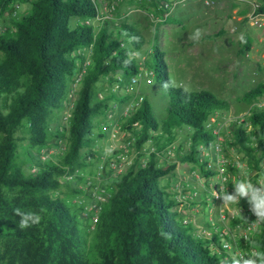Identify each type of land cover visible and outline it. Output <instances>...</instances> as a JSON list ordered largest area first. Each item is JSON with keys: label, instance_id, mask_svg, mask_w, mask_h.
Returning <instances> with one entry per match:
<instances>
[{"label": "trees", "instance_id": "1", "mask_svg": "<svg viewBox=\"0 0 264 264\" xmlns=\"http://www.w3.org/2000/svg\"><path fill=\"white\" fill-rule=\"evenodd\" d=\"M258 1V10L264 11V0ZM16 4H27L25 13L13 20L12 28L0 31V264H230L224 248L210 243H217V232L199 236L192 232L193 223L180 224L174 209L178 201L159 181L176 162L159 165L155 152L140 166L129 164L118 173L109 170L113 175L108 199L91 234L82 228L72 202L55 191L91 161V151L82 148L104 135L95 117L131 96L109 89L99 97L96 82L108 78L128 84L141 68L136 53L145 38L133 22L108 17L93 21L98 13L94 0H0V19ZM72 16L79 19L73 22ZM249 44L247 38L244 48ZM88 45L91 63L70 116L52 127L56 110L67 106L66 90L82 57L77 50ZM151 54L144 63L166 84L168 117L160 122L142 98L120 126L135 134L137 147L156 138L151 133L159 130L157 151L173 141L174 125L186 126L191 147L179 160L199 163L207 177L214 170L198 144L213 141L207 119L214 111L227 110L230 102L205 89L173 85L157 45ZM263 90L264 82H259L244 92L248 115L234 123L223 143L243 152L247 173L264 176V107H252ZM24 138L27 145L20 143ZM60 139L66 143L56 157L42 158L30 150ZM21 213L38 215L39 222L30 220V226L21 229ZM247 244L264 252V223Z\"/></svg>", "mask_w": 264, "mask_h": 264}, {"label": "rangeland", "instance_id": "2", "mask_svg": "<svg viewBox=\"0 0 264 264\" xmlns=\"http://www.w3.org/2000/svg\"><path fill=\"white\" fill-rule=\"evenodd\" d=\"M164 1H168L172 7L162 6ZM251 1L254 0H119L116 9L110 12L111 19L114 21L126 20L135 23L145 38L144 44L136 53L137 61L140 62L142 68L146 67L144 61L152 56L153 46L157 45L162 51L173 85L187 90L205 89L230 102L227 110L214 111L213 125L217 129L214 140L219 142L232 133L234 123L238 122V120L230 121L233 116L243 114L246 119L249 104L242 99L244 92L259 82H264V28L259 29L257 26L245 21L237 22L235 19V14L240 12V4L247 2L249 5ZM26 9L27 4H20L7 10L0 19V31L12 28L13 20L20 18ZM164 9H169V14L165 18L157 19L163 14ZM78 19L79 17L76 16L71 17L73 22ZM197 29L200 30L198 37L195 36ZM247 38L250 39V44L249 48L245 49L244 43ZM80 49L84 53H89L85 47ZM119 73L120 71H117L114 76H118ZM80 85L81 83L79 87ZM95 87L98 96L99 93L105 94L109 89L131 96L126 101L113 102L105 115L95 117V124L101 127L104 135L97 137L94 143L82 148L84 151H93L95 158L78 167L76 173L67 178L66 183L60 185L55 191L58 196L72 202L70 208L77 215L80 225L88 235L92 232V222L90 213L86 212L85 207L94 202L98 203L99 193L109 194L113 175L111 171L105 170L96 176V161L112 149L118 148L127 139L128 136L122 133L124 129L120 126L121 123L140 104V96L149 101L155 117L160 122L169 114L166 84L158 81L155 75L149 83L144 78L128 84L102 78L96 82ZM77 95L78 92L74 101ZM66 108L56 110L58 116L51 125L52 127H55L56 123H61ZM171 129L174 134L171 144L175 146L173 157L165 153L166 147L157 151L159 130L151 133L156 138L147 139L140 147L133 143L128 157L132 161L131 164L136 166L144 164L150 152L157 154L159 165L176 162V167L161 176L159 181L167 188L171 196L179 192L189 194L192 190H196L198 196L207 198L205 202H202L194 195L189 196L188 201L185 202L187 214L194 222L193 227H197L202 223L199 221L204 220L208 213L213 217L217 214L216 209L219 210L218 206L222 207L224 204L220 198L212 201L211 188L218 175L211 176L210 174L208 177L202 176L200 180L193 179L192 170L201 171L200 164L194 161L179 160L180 154L187 152L191 147L190 130L186 126L177 127L176 125ZM18 135L25 136V133L18 131ZM20 143L27 145L28 140L24 138L20 140ZM65 143V140L60 139L57 142L52 141L42 146L31 147L30 150L35 154H41L47 149L48 156L56 157L62 153ZM200 154L208 160L211 168L217 166L221 158H224L227 173H231L228 169L230 165L243 169L244 165L241 164H245L243 152L232 148L227 149L224 146L221 154L211 151L210 153L203 151ZM237 161L240 162L239 166L236 165ZM129 166L126 164L123 170ZM241 169L233 170L236 174L235 180L247 178L253 183L255 181L253 177H256L254 171L248 173L249 177H247L243 176ZM257 176L262 177L264 181L262 174ZM182 183L186 186L182 187ZM231 185L233 183L228 184L229 188L228 186L225 188L230 190ZM230 191L233 192V190ZM239 204H245V208L250 210L247 201H239ZM225 205H227L228 217L222 225H231L233 232L238 236L240 228L234 227L231 218V210L238 205L230 203ZM176 218L181 224V214L178 211Z\"/></svg>", "mask_w": 264, "mask_h": 264}, {"label": "built area", "instance_id": "3", "mask_svg": "<svg viewBox=\"0 0 264 264\" xmlns=\"http://www.w3.org/2000/svg\"><path fill=\"white\" fill-rule=\"evenodd\" d=\"M97 4L98 7V13L96 17H94L92 20L97 22L103 17H108L111 18L110 12L116 9L117 3L119 0H94ZM258 5L259 1L254 0L250 2V6L248 10L242 14H236L235 19L237 22L240 21H245L251 25L257 26L259 29L264 28V11L258 10ZM15 6H19V4H16ZM162 6L164 7H172V4H170L168 1H164L162 3ZM169 8V9H170ZM169 9L166 10L164 9L163 14L161 15L162 18H165L169 14ZM236 27V25L234 26ZM123 44V42H122ZM88 47V48H87ZM86 49L89 50V53H84L80 48L78 49V52L82 54V57L80 58L76 71L74 75L72 76V79L69 82L68 88L66 90V100H67V108L64 110L62 119L65 121L68 119L70 116V110L73 106L74 103V98L79 90V84L81 83V80L83 76L87 73L88 67L91 63V45H88L85 47ZM247 53V51H246ZM154 76V70L149 67L145 68H140V70L132 75L130 82L134 83L137 82L140 78H144L146 82H151ZM103 94L99 93V96L101 97ZM142 96H140V101L142 100ZM257 106L259 108L264 107V90L256 100L252 103V107ZM250 108V105H249ZM235 115L232 117V120H237L240 121L244 118L243 114ZM215 121V116L214 114H210L209 118L207 119L206 125L210 127L211 131L214 133V136L217 133V129L214 127L213 122ZM134 124H137V121L134 122ZM122 133L124 135H127V139L123 141L118 148L112 149L111 151L107 152L106 155L103 157H100L96 161L95 165V175L99 176L102 172L105 170H111L114 173L121 172L125 167L126 164H131V159L128 157L130 148L132 147L135 139V134L131 132L130 130H123ZM215 139V137H214ZM209 144V146H205L203 143L198 144V148L201 150V152L206 151L207 153L210 151L215 153V154H221L222 152V143L223 139L221 142L214 140ZM47 149L43 150L42 153L40 154V157L44 158L48 156L46 154ZM165 153L169 157H173L175 154V146L172 144H169L166 147ZM204 157V156H203ZM87 158L90 160H93L95 158V153L91 151V153L87 154ZM264 164V158L262 160ZM240 162L237 161L236 165L239 166ZM243 169L236 167L237 169H234L235 171L240 170L242 171L243 176L249 177L248 173L246 172V160ZM230 165L228 169L230 170L231 173L226 172V167H225V162L224 158H221V162L215 166L214 168H211L212 170L214 169V172L211 173L212 175H218L217 180L214 182L211 188V194L213 196L212 201L217 200L216 194H223L226 191L227 192H232L230 190H234L233 187L228 190L229 186L228 184L233 183L236 181L235 176L236 174L234 173L231 169ZM209 167V165H208ZM231 174V175H230ZM230 175V176H227ZM192 178L195 180H200L201 177L203 176L202 171H196L192 170L191 174ZM68 177H72V175H68ZM204 177V176H203ZM208 177V176H207ZM253 181L254 184H259L262 182V177H259L256 175V177ZM183 184V183H182ZM182 187L186 186V184L181 185ZM228 186L226 189L225 187ZM196 195L198 198L201 199L200 196L197 195L196 190H192L189 194H186L185 192H179L174 195V198L178 203L174 206V209L181 214V222L183 224H188V223H194L192 218L187 214V204L185 205V202L188 201V197ZM99 202L92 203L86 205V212L90 213V218H91V226L93 227V224L98 218V214L100 213L102 204L108 199V195L105 194H98ZM205 198V197H204ZM207 198H205V201ZM246 201L245 199H241L240 201L243 202ZM202 201V202H205ZM207 203V202H206ZM245 204H239L237 207H234L231 210V218L232 221L234 222V227L240 228V232L238 233V236L233 232L232 226L231 225H222V223L225 222V219L228 217L227 216V205L225 203L223 204L222 207H219V210L216 209L217 214H215L213 217L208 213L206 215V218L204 220H200L199 222H202L200 225L197 227H193L192 232L197 235H206L210 237L213 233H218L216 236V242H210L211 245L215 248H224V250L227 252L228 255L231 257L233 255H243L245 258L250 256V254L253 251H256V248L252 245L247 244L249 240H251L252 237H254L257 233L260 232L261 229V223H257L256 217L252 214V212L245 208ZM194 225V224H193ZM220 232V233H219ZM243 239V243H240V240ZM220 246V247H219Z\"/></svg>", "mask_w": 264, "mask_h": 264}, {"label": "clouds", "instance_id": "4", "mask_svg": "<svg viewBox=\"0 0 264 264\" xmlns=\"http://www.w3.org/2000/svg\"><path fill=\"white\" fill-rule=\"evenodd\" d=\"M200 30L197 29L195 36H199ZM233 192H225L216 194L217 198L222 199L225 204H239L241 199H245L250 205V211L256 217L257 223H264V181L258 185L253 184L250 179H239L233 184ZM40 217L33 213H21L19 227L21 229L30 226L29 221L38 223ZM225 264H228L225 261ZM230 264H264V252L253 251L250 256L245 258L243 255H233L230 259Z\"/></svg>", "mask_w": 264, "mask_h": 264}, {"label": "crops", "instance_id": "5", "mask_svg": "<svg viewBox=\"0 0 264 264\" xmlns=\"http://www.w3.org/2000/svg\"><path fill=\"white\" fill-rule=\"evenodd\" d=\"M241 7H239V13L238 14H242L244 12H246L250 6V4L248 5L247 2H242L241 4ZM236 15V14H235ZM162 17L161 16H158L157 19H161ZM241 22V21H240ZM243 22V21H242ZM214 114V112L212 113V115Z\"/></svg>", "mask_w": 264, "mask_h": 264}]
</instances>
